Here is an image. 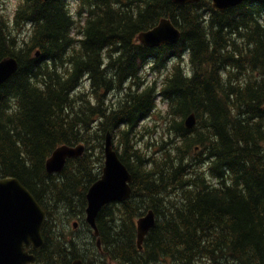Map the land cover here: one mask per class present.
I'll return each instance as SVG.
<instances>
[{"label": "trees", "instance_id": "16d2710c", "mask_svg": "<svg viewBox=\"0 0 264 264\" xmlns=\"http://www.w3.org/2000/svg\"><path fill=\"white\" fill-rule=\"evenodd\" d=\"M1 2L0 61L19 68L0 87V179H19L47 214L34 264H264V0L224 12L211 0H19L8 18ZM163 18L179 43L140 44ZM153 116L171 138L143 150ZM109 132L132 195L102 209L94 250V236L79 247L61 229L90 228ZM62 145L85 152L49 174ZM150 210L157 223L140 250L136 223Z\"/></svg>", "mask_w": 264, "mask_h": 264}, {"label": "water", "instance_id": "95a60500", "mask_svg": "<svg viewBox=\"0 0 264 264\" xmlns=\"http://www.w3.org/2000/svg\"><path fill=\"white\" fill-rule=\"evenodd\" d=\"M47 1V0H42ZM201 0H173L178 5L195 4ZM249 0H212L216 11L224 12L237 7ZM182 32L171 19L163 18L160 23L138 36V41L148 48H159L163 45L174 46L179 43ZM40 53H37L39 56ZM19 68V62L14 57H7L0 61V87L5 84ZM196 116L191 114L185 120L188 129L196 125ZM85 147L62 145L58 147L46 162L49 174H58L72 158L83 156ZM105 162L102 177L95 182L87 193L86 221L94 231L96 238L100 236L97 218L102 209L113 202H124L132 195V174L121 161L114 148L113 134L107 133L105 148ZM46 222V212L36 198L13 177L0 179V264H33L36 255L29 253V248L39 250L43 248L45 239L43 226ZM157 223V216L153 210L139 218L137 225V244L143 249L144 241ZM77 228V223L75 224ZM101 248L100 238L97 241ZM72 264H84L81 259Z\"/></svg>", "mask_w": 264, "mask_h": 264}, {"label": "rangeland", "instance_id": "374dc122", "mask_svg": "<svg viewBox=\"0 0 264 264\" xmlns=\"http://www.w3.org/2000/svg\"><path fill=\"white\" fill-rule=\"evenodd\" d=\"M19 0H2V8H1V14L5 15V17H10V15L13 13L15 7L17 6ZM187 64H185V68H187ZM162 75H165L166 73H161ZM145 75H148V78L151 80H154L155 78L161 77L159 73H154L151 71L150 73L145 72ZM158 103L160 104L161 102L158 101ZM165 105L160 104V108L161 110H164ZM146 126V129L142 131V135H140L141 137L138 138L137 142H138V147H141L143 150H146V146L147 144L152 145L157 143L158 141H162L163 139L166 138V136H168V131H167V127L165 125V121L161 120L159 117L157 116H153V118L147 120L144 123V127ZM171 138V135L168 136V139ZM115 146H117L119 144L118 139L114 140ZM150 149V150H149ZM149 149L147 148V150L151 151V147H149ZM154 149H157V146H154ZM105 160V159H104ZM86 215L85 214V219H86ZM74 223H78V227L74 228ZM62 232L63 234L66 236L67 239L69 240H76L77 241V245H79V247H81V242L82 241H91L93 234L92 232L89 230V228H87L80 220L78 219H71L70 221H67L64 223L63 227H62ZM93 241V248L94 250H96V244H97V240L94 239ZM91 241V242H92ZM80 250V254L83 256H85L86 259L91 260V256H89L87 254V251L84 248H79Z\"/></svg>", "mask_w": 264, "mask_h": 264}, {"label": "bare ground", "instance_id": "6f19581e", "mask_svg": "<svg viewBox=\"0 0 264 264\" xmlns=\"http://www.w3.org/2000/svg\"><path fill=\"white\" fill-rule=\"evenodd\" d=\"M68 216V215H67ZM66 217V216H65ZM143 217V216H142ZM138 221V220H137Z\"/></svg>", "mask_w": 264, "mask_h": 264}]
</instances>
